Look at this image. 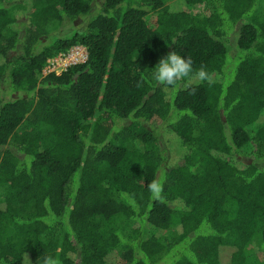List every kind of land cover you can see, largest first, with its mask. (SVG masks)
<instances>
[{"label":"trees","instance_id":"16d2710c","mask_svg":"<svg viewBox=\"0 0 264 264\" xmlns=\"http://www.w3.org/2000/svg\"><path fill=\"white\" fill-rule=\"evenodd\" d=\"M263 4L0 0V264H264Z\"/></svg>","mask_w":264,"mask_h":264},{"label":"clouds","instance_id":"9594fccd","mask_svg":"<svg viewBox=\"0 0 264 264\" xmlns=\"http://www.w3.org/2000/svg\"><path fill=\"white\" fill-rule=\"evenodd\" d=\"M153 69L151 77L157 85H167L172 87H175L178 82L185 78H189L193 73L191 60L174 51L161 57ZM195 75L200 81H206L209 79L207 72L203 69L197 71ZM148 187L153 199H162L163 188L158 182L154 181L150 183ZM46 264H50V262L46 261Z\"/></svg>","mask_w":264,"mask_h":264},{"label":"rangeland","instance_id":"374dc122","mask_svg":"<svg viewBox=\"0 0 264 264\" xmlns=\"http://www.w3.org/2000/svg\"><path fill=\"white\" fill-rule=\"evenodd\" d=\"M263 2H264V0H263ZM263 5H264V4H263ZM78 23H79V22H78ZM78 47H81V48L78 49ZM70 50H71V51H73V50H77V51H78L79 57H81L80 60H78V63H81V62L85 61V60L87 59V57H88L87 50H86L85 47H82V46H74V47L70 48V49L68 50V52H69ZM71 51H70V52H71ZM68 52H63L62 55H63L64 53H67V54H68ZM59 54H61V53H59ZM59 54H57V55H55V56H53V57H51V58L48 59V62H47V64H46V66H45V68H44V70H43L41 76H44V75H46V74H48V73H51V72H48V70H47V67L49 66V61H50V60H53V58H57V56H58ZM78 54H77V55H78ZM61 71H62V68L59 67V68H58V71H57V74H60ZM59 72H60V73H59ZM9 95H10V94H9ZM12 95H13V94H12ZM12 95H10L9 97H11ZM109 224H110V223H109ZM116 225H120V226L124 227V226L118 221L117 223L110 224V228H111L112 226H116ZM138 226H139V224H138L137 222H133V223L130 224V228L138 227ZM250 248H251V249H250L251 252H253V253L257 254V255H260L261 259L264 261V248H263V245H261V244L259 243L258 240H254V242L251 244ZM230 253H231V249H230V248H227V249L224 248V249L222 250V256H223L222 259L224 260V262L228 263ZM111 260H114V256H112V259H111ZM262 260H261V261H262Z\"/></svg>","mask_w":264,"mask_h":264},{"label":"built area","instance_id":"2783aa9c","mask_svg":"<svg viewBox=\"0 0 264 264\" xmlns=\"http://www.w3.org/2000/svg\"><path fill=\"white\" fill-rule=\"evenodd\" d=\"M80 48L81 47H78V49H80ZM70 51L68 52V54L64 53L62 55V53H61L57 56V58H53V60H50L49 66L47 67L48 72L57 73L58 68L61 67L62 68L61 73H62L72 64L78 63V60H80V58H81V57H79L78 51L77 50H73L71 52Z\"/></svg>","mask_w":264,"mask_h":264}]
</instances>
